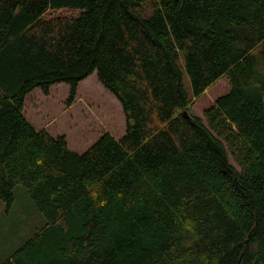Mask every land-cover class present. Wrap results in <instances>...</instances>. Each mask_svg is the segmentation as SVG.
I'll list each match as a JSON object with an SVG mask.
<instances>
[{
	"label": "trees",
	"instance_id": "trees-1",
	"mask_svg": "<svg viewBox=\"0 0 264 264\" xmlns=\"http://www.w3.org/2000/svg\"><path fill=\"white\" fill-rule=\"evenodd\" d=\"M94 73L126 129L78 154L24 100ZM19 188L41 225L1 264H264V0H0L5 210Z\"/></svg>",
	"mask_w": 264,
	"mask_h": 264
},
{
	"label": "rangeland",
	"instance_id": "rangeland-1",
	"mask_svg": "<svg viewBox=\"0 0 264 264\" xmlns=\"http://www.w3.org/2000/svg\"><path fill=\"white\" fill-rule=\"evenodd\" d=\"M183 85L190 95L189 80L182 69ZM229 91L226 78L217 81L212 87L196 99L189 108V114L198 117L205 123L204 111L221 96ZM115 118L109 116L111 109ZM25 118L38 130H45L52 138L64 137L68 149L72 152L84 153L103 134H109L114 139H120L126 129L125 116L116 98L111 95L97 80L96 74L80 82L76 89L75 98L69 100V87L65 84L52 86L47 96L35 89L25 97ZM230 163L235 167L231 158ZM238 169V168H237ZM16 202L8 215L23 219L27 233L32 234L41 225V218L34 215L32 202L19 199L16 189Z\"/></svg>",
	"mask_w": 264,
	"mask_h": 264
},
{
	"label": "crops",
	"instance_id": "crops-1",
	"mask_svg": "<svg viewBox=\"0 0 264 264\" xmlns=\"http://www.w3.org/2000/svg\"><path fill=\"white\" fill-rule=\"evenodd\" d=\"M11 211L13 210H5L0 202V264L31 237L26 226L24 227L23 219L18 216L14 218L13 215L8 217Z\"/></svg>",
	"mask_w": 264,
	"mask_h": 264
}]
</instances>
